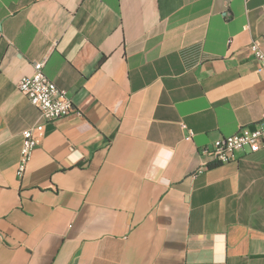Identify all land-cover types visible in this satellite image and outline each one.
Listing matches in <instances>:
<instances>
[{
    "label": "crops",
    "instance_id": "obj_1",
    "mask_svg": "<svg viewBox=\"0 0 264 264\" xmlns=\"http://www.w3.org/2000/svg\"><path fill=\"white\" fill-rule=\"evenodd\" d=\"M252 41L264 0H0V264H264V144L205 154L264 126ZM42 60L75 107L49 122Z\"/></svg>",
    "mask_w": 264,
    "mask_h": 264
},
{
    "label": "built area",
    "instance_id": "obj_2",
    "mask_svg": "<svg viewBox=\"0 0 264 264\" xmlns=\"http://www.w3.org/2000/svg\"><path fill=\"white\" fill-rule=\"evenodd\" d=\"M250 46L254 57L264 68V48L257 41H252ZM44 64L45 60L35 62L33 74L23 76L18 86L19 90L39 109L44 122H49L70 114L75 107L66 90L59 88L46 76ZM44 122H38L22 131L21 156L17 169V175L20 177L25 174L34 149L45 134ZM192 133L189 131L187 138H190ZM263 144L264 126L259 123L254 128L243 126L233 135L217 138L213 145L205 150V154L210 162L222 164L236 160L238 152L258 151Z\"/></svg>",
    "mask_w": 264,
    "mask_h": 264
}]
</instances>
